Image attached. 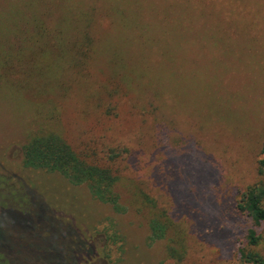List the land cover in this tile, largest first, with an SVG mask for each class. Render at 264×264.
I'll use <instances>...</instances> for the list:
<instances>
[{
  "label": "rangeland",
  "instance_id": "1",
  "mask_svg": "<svg viewBox=\"0 0 264 264\" xmlns=\"http://www.w3.org/2000/svg\"><path fill=\"white\" fill-rule=\"evenodd\" d=\"M26 19H54L67 40L92 26L98 50L53 122L41 115L61 91L51 75L31 67L24 80L0 65V264H245L234 198L264 178V0H0V56ZM111 61L134 82L106 111L98 98L119 79ZM42 121L103 161L109 146L129 147L115 164L125 211L23 165ZM146 193L173 216L170 237L183 231V262L150 240Z\"/></svg>",
  "mask_w": 264,
  "mask_h": 264
},
{
  "label": "trees",
  "instance_id": "2",
  "mask_svg": "<svg viewBox=\"0 0 264 264\" xmlns=\"http://www.w3.org/2000/svg\"><path fill=\"white\" fill-rule=\"evenodd\" d=\"M26 20L27 24L20 37L9 39V43L3 45L6 52L0 56V65L7 67L12 74L24 77V80L28 78L27 70L31 67L39 80L43 81L48 74L51 75V86L56 85L61 91L53 95L48 111L41 115L44 119L49 116L53 122L59 120L61 113L57 104L59 100L68 92L80 89L82 87L79 84L80 79L87 78L92 54L98 50V35L94 31L93 34L91 33L92 26H90L87 38L75 40V33H72L73 38L67 40L54 19ZM110 66L113 67L112 61ZM150 73L154 74V72L147 74ZM140 76L143 77L141 72ZM62 77H66V82L62 81ZM117 78H119L118 82L112 90L107 89L102 98H98V100L109 99L105 105L106 111L108 108L114 109L112 100L117 92H128L131 90L130 83L134 82L129 81L126 70L114 69V79ZM161 93L151 92L155 98ZM38 125L40 128L32 131L22 146V161L25 167L58 172L75 185H87L96 199L111 204L116 211H125L121 195L117 190L120 172L115 164L129 151V147L118 144L109 146L105 149L103 161V158L98 157L96 149L80 150L74 147L61 131L46 126V121ZM260 162L259 174L264 175V158ZM145 201L152 209L149 221L150 240L154 242L166 239L168 258L177 263L183 262L188 253L187 246L181 240L183 231L179 230L176 238L170 237L175 227L173 216L166 209L159 207L155 197L146 193ZM234 208L236 213L248 223L244 233L236 237L243 241L238 249L240 258L245 264H264V253L258 248L263 242V235L257 230V227L264 226V178L240 189L234 198ZM86 248L91 253H95L89 242ZM94 256L91 255L88 261L84 260L83 264H88Z\"/></svg>",
  "mask_w": 264,
  "mask_h": 264
}]
</instances>
